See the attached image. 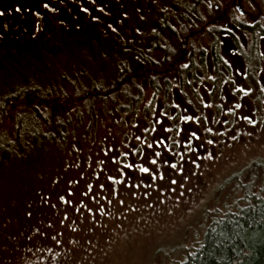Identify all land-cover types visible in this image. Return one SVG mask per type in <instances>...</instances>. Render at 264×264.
<instances>
[{
	"label": "rangeland",
	"instance_id": "1",
	"mask_svg": "<svg viewBox=\"0 0 264 264\" xmlns=\"http://www.w3.org/2000/svg\"><path fill=\"white\" fill-rule=\"evenodd\" d=\"M231 1L0 0V94L40 88L14 110L45 106L67 125L63 149L30 163L52 175L34 184L60 177L73 208L88 205L52 217L60 264H178L213 222L264 196V0L242 3L245 16ZM184 44L221 59L188 71L187 87L158 77ZM2 177L0 201L14 182Z\"/></svg>",
	"mask_w": 264,
	"mask_h": 264
},
{
	"label": "trees",
	"instance_id": "2",
	"mask_svg": "<svg viewBox=\"0 0 264 264\" xmlns=\"http://www.w3.org/2000/svg\"><path fill=\"white\" fill-rule=\"evenodd\" d=\"M251 30L254 32L255 29ZM211 52L215 64H220L218 47L213 45ZM45 92L36 87H24L0 94V184L2 178H6L2 177L4 173L9 175L10 181H14L12 186H8L6 197L3 195L5 198L0 201L1 264H23L25 260L26 264H60V256L55 250L63 244V240L58 236L60 234H48L57 226L52 217L64 210L74 213L88 207L73 208L70 199L73 189L68 192L59 176V180L55 179L54 183L51 179L48 184H34L37 179L48 180L50 173L38 176L35 172L32 173L30 163L35 158L40 164L46 160V156L54 155L55 150L63 149L68 140L64 133L67 125L58 116L51 120L57 114L50 117L45 106L28 104L15 111L13 104L22 100L29 101L34 93H43L39 95L46 97ZM10 112H14L15 122L6 128ZM13 164L23 166L20 179H15L14 169L11 171L7 168ZM19 171L21 169L14 172ZM23 174L30 178L25 181ZM51 176L50 174V178ZM30 187L33 190L29 196L27 190ZM32 197L37 200L34 201ZM22 203H25L24 206ZM79 223L83 222L73 219L71 226L76 227ZM52 242L54 243L51 244ZM43 249L46 250V255L39 256L38 253ZM178 264H264V196L239 212L213 222L206 230L203 241Z\"/></svg>",
	"mask_w": 264,
	"mask_h": 264
},
{
	"label": "flooded vegetation",
	"instance_id": "3",
	"mask_svg": "<svg viewBox=\"0 0 264 264\" xmlns=\"http://www.w3.org/2000/svg\"><path fill=\"white\" fill-rule=\"evenodd\" d=\"M239 0H232L231 1V3L230 4H228L227 5V11L228 10H230L231 8L233 9V7L234 6H236V4H237V2H238ZM241 1V3H245V1L246 0H240ZM236 3V4H235ZM211 5H212V1L208 4V6L209 7H211ZM213 7V6H212ZM215 10L216 11H218V10H220V7L219 6H215ZM226 10V9H225ZM227 11H226V13H227ZM245 16V15H244ZM219 22H220V19L218 20V21H216V22H211V24L214 26V28L215 27H217V25L219 24ZM166 22L164 21V24H165ZM210 24V23H209ZM217 24V25H216ZM211 25V26H212ZM250 26H248V28H249ZM254 27V26H253ZM250 28H252V27H250ZM164 29V28H163ZM170 29V31L172 32V30H171V28H169ZM221 29V28H220ZM225 32H227V31H225ZM175 33V36H177L178 35V31H175L174 32ZM190 39H187V41H189ZM187 45L188 44H184L183 45V49H184V51H183V53H182V56L180 57V59L178 60V61H175V63L174 64H172V69H170L169 71H167V70H164V74L163 73H161L160 74V76H158V77H162V76H164V75H168V74H173V72H177L178 74H179V76H180V78H179V81H180V83H181V86L182 87H187V84H188V80L187 79H185L184 78V76L186 75V73L188 72V71H191L193 68H199V69H202V68H205V66H206V63L208 62V64L210 63V65H211V61H212V66H217V68H219V63L216 65L215 64V60H214V55H213V53L211 52V48H210V50L208 51V52H206L204 49H201V51H199L198 50V52L196 51V49H195V47L194 46H192L191 47V50L190 51H187L188 50V48H187ZM205 52L207 53V58L205 57ZM175 55H177V53H176V49L174 50V52H173ZM201 55V57H200V60L202 61V64H197L196 63V55ZM145 57H147V55H142V58L143 59H145L146 60V58ZM216 59V58H215ZM145 60H143V61H145ZM150 60H146L145 62V65H140V67H138V72H140V73H138L139 74V76H141L142 78H143V75H145L144 77L145 78H147V80H148V82H149V85L150 86H152V88L154 89V88H156V83H155V81L153 80L154 78H156L155 76H156V74L155 73H151V71L149 70V68H147L146 66H148L147 64H148V62H149ZM186 61H189L188 63H187V66H185V67H183V65H184V63L186 62ZM162 66V65H161ZM119 70H121V71H123L124 69H121L120 67H119V69H118V71ZM141 71H144V73L142 72L141 73ZM173 71V72H172ZM125 72V71H124ZM149 75V76H148ZM139 78V77H138ZM138 78H136V79H138ZM149 78V79H148ZM164 82L166 83V85H168V82L169 81H167V78H164ZM217 83H218V81H215V83L214 84H212L213 86H215V84L217 85ZM133 84V83H132ZM135 85H137V86H139V84H135ZM148 85V86H149ZM142 86H143V84H142ZM203 97L205 96V94H203L202 95ZM175 145V144H174Z\"/></svg>",
	"mask_w": 264,
	"mask_h": 264
},
{
	"label": "water",
	"instance_id": "4",
	"mask_svg": "<svg viewBox=\"0 0 264 264\" xmlns=\"http://www.w3.org/2000/svg\"><path fill=\"white\" fill-rule=\"evenodd\" d=\"M236 8L241 15H245V9L243 8V5L240 0L237 2Z\"/></svg>",
	"mask_w": 264,
	"mask_h": 264
},
{
	"label": "snow or ice",
	"instance_id": "5",
	"mask_svg": "<svg viewBox=\"0 0 264 264\" xmlns=\"http://www.w3.org/2000/svg\"><path fill=\"white\" fill-rule=\"evenodd\" d=\"M143 171H147V169H143Z\"/></svg>",
	"mask_w": 264,
	"mask_h": 264
}]
</instances>
